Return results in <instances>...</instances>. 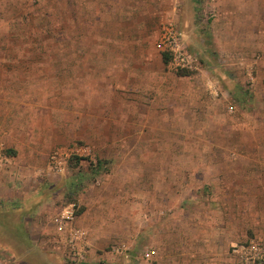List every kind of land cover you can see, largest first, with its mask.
I'll return each instance as SVG.
<instances>
[{
	"label": "rangeland",
	"instance_id": "rangeland-1",
	"mask_svg": "<svg viewBox=\"0 0 264 264\" xmlns=\"http://www.w3.org/2000/svg\"><path fill=\"white\" fill-rule=\"evenodd\" d=\"M172 6L163 14V0H0V127L9 137L0 141V264H68L47 216L70 202L81 212L80 199L109 254L99 264H240L233 245H264L250 231L227 241L239 178L225 172L264 163V51L216 41L225 21L204 0ZM167 21L199 63L190 74L165 65L167 81L203 86L199 106H163V67L152 61ZM231 46L247 61L236 65ZM58 148L62 173L48 169ZM102 155L106 171L88 174L87 160ZM120 243L127 250L113 253Z\"/></svg>",
	"mask_w": 264,
	"mask_h": 264
},
{
	"label": "crops",
	"instance_id": "crops-1",
	"mask_svg": "<svg viewBox=\"0 0 264 264\" xmlns=\"http://www.w3.org/2000/svg\"><path fill=\"white\" fill-rule=\"evenodd\" d=\"M180 1L188 6L193 3H200L201 0ZM173 2L174 0H163V14L168 13L169 10L174 8L172 6ZM175 2H178V0H175ZM121 6L123 9H128L130 4L126 3L125 5L124 3ZM204 7L205 9H215L217 11L215 18H223L225 21L222 33L214 26L212 36L216 41H222L223 39V41L230 43H254L252 50L258 48L264 51V0H204ZM154 48L157 52L155 51L153 53V61H151L152 63L155 62L154 64L157 68L163 67V106L174 105L176 108L181 106V101L187 98L190 99L191 105L199 106L201 100L203 101L207 97L205 96L206 89L195 81L189 82V84L186 85L167 81L168 77L173 78L172 74L166 70L162 55L159 53L155 44ZM229 52L231 54H229ZM227 53L229 57L232 56L231 58H233L235 64L247 61L248 56H245L241 47L235 51L234 47L231 46L227 49ZM262 61L264 62V58L258 62V69ZM112 90H114V87ZM138 97L142 98L140 95ZM210 97L211 96H208V98ZM175 101H180V104ZM244 101L245 100H243V102ZM194 114L198 113L194 112ZM253 122L261 124L263 120L261 117H255ZM251 130H253V128H251ZM5 131L6 130L0 127V141L5 142V140L9 139V137H6ZM249 134L252 135L254 132L250 131ZM255 134H257V132H255ZM33 152H36V149L31 148L30 154ZM247 155H249V153ZM102 157L103 158L99 159L106 161L108 164L111 163L109 158L103 155ZM225 172L231 173L234 178H239L238 184L231 185V188H239L238 191L234 192L232 198V190H230L229 200L233 203L239 202V205L238 207L233 205V208H230L231 214L227 227L229 233L228 236H226L227 241L233 242L238 240L239 237L242 239L247 231L256 234L264 240V163H241L238 166H226ZM236 173H239L238 176H236ZM80 202L83 204V208H81V212L77 214L76 222L79 226L88 228L90 231L86 264H99L101 260L108 258L109 254L102 248V241H96L95 239L99 231L96 224V215L91 214V206L82 199H80ZM46 225L53 230L55 235L54 242L60 244L54 227L48 222ZM24 226L27 227L26 224H24ZM47 261L46 264H52L48 259Z\"/></svg>",
	"mask_w": 264,
	"mask_h": 264
},
{
	"label": "built area",
	"instance_id": "built-area-1",
	"mask_svg": "<svg viewBox=\"0 0 264 264\" xmlns=\"http://www.w3.org/2000/svg\"><path fill=\"white\" fill-rule=\"evenodd\" d=\"M155 45L161 53H166L169 58L166 66L169 70L180 73H193L199 68L196 53L188 49L177 27L170 21L164 22L158 32ZM63 150L55 149L48 157V169L54 173H62L65 167ZM93 164L96 163L92 161ZM77 205L70 202L52 215L47 216L58 236V242L64 249V260L68 264H86L89 248L90 231L88 228L77 224ZM127 250V245L120 243L111 247L113 253H122ZM240 264H264V245L256 240L249 239L244 243L232 247ZM152 251L144 249L141 257L148 260Z\"/></svg>",
	"mask_w": 264,
	"mask_h": 264
},
{
	"label": "trees",
	"instance_id": "trees-1",
	"mask_svg": "<svg viewBox=\"0 0 264 264\" xmlns=\"http://www.w3.org/2000/svg\"><path fill=\"white\" fill-rule=\"evenodd\" d=\"M161 55H162V60H163L164 64H166V62L168 61L169 56L166 53H161ZM87 162H88V167H87L88 168V174L90 173V174H93V175H97L98 173H101V172H105L106 171L105 165L107 163L104 160L96 159V163L95 164H93L91 161H88V160H87ZM82 179H84L82 177V175L77 176L74 179L73 184L75 186H78L79 183L82 181ZM76 183H77V185H76Z\"/></svg>",
	"mask_w": 264,
	"mask_h": 264
}]
</instances>
